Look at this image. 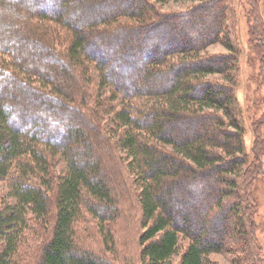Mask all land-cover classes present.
Masks as SVG:
<instances>
[{
    "label": "trees",
    "instance_id": "1",
    "mask_svg": "<svg viewBox=\"0 0 264 264\" xmlns=\"http://www.w3.org/2000/svg\"><path fill=\"white\" fill-rule=\"evenodd\" d=\"M47 1L56 8L0 0V264H123L105 253L107 225L132 199L137 264H216L221 252L264 263L254 193L264 141L245 149L232 0L174 12L163 0H110L81 27L69 8L81 0ZM212 42L228 52L204 54ZM115 43L118 59L142 54L130 88L98 57ZM173 199L190 205L177 220ZM84 215L104 251L79 242Z\"/></svg>",
    "mask_w": 264,
    "mask_h": 264
},
{
    "label": "rangeland",
    "instance_id": "2",
    "mask_svg": "<svg viewBox=\"0 0 264 264\" xmlns=\"http://www.w3.org/2000/svg\"><path fill=\"white\" fill-rule=\"evenodd\" d=\"M9 1L16 2L19 0ZM26 1L35 4L44 3V5L48 7L47 10L56 8L51 6L52 4L47 0ZM46 2L48 3L46 4ZM108 3H110V0H81L77 3L73 2L69 5V8H72L74 12H72L73 16H71L73 17L74 24L81 27L86 21L88 22L92 18H95L97 14L101 15L111 12L113 7L108 5ZM196 3L197 2L193 0H163L160 3V8L167 12L182 11ZM230 5L234 8V19L233 24H231V26L233 25L234 27H231V39L234 41L237 51L236 68L233 71L235 79L234 88L244 126L245 149L251 154V147L254 140L257 139V143L258 141L260 142L261 139L264 141V0H232ZM213 10L216 11L217 6H214ZM93 11H95L96 14L93 13ZM67 13L68 15L72 14L71 12ZM126 35V33L118 34L116 42L121 44V39ZM61 37H63V35H61ZM118 48V45L115 43L108 52L106 50L102 53L99 52L100 55L98 54V57L107 65L113 63L114 74H120L122 76V81L129 83L126 87L130 88L132 82L135 80V73L138 72V68L140 67L142 54L137 51L140 56L135 55L134 57L126 58L120 55L118 59L114 57L112 52L118 50ZM202 52L204 54H225L228 51L222 43L212 42L208 44ZM207 79L222 82L223 75H209ZM11 89H14V87H11ZM14 92H16V90H14ZM28 99H31V96H28L27 100ZM262 150H264V148ZM254 184V193L257 200L255 233L262 250L261 252L264 255V151H262L261 154V173ZM4 185L3 182H0V200L5 193ZM160 189L162 190L163 188ZM189 189L175 192L174 195L181 199H188L195 194L191 188ZM232 198L233 197H231V199ZM177 202V200L173 199L170 203L176 220L177 217H179L178 215H181V213L190 206L186 204L188 207L182 208ZM135 203L136 201L133 199L132 201L129 200L125 202L121 208L120 215L107 225L108 229L111 228L113 240L108 244V246L112 247L109 254H107L106 251L105 253L111 259L116 258L113 261H121L123 264L138 263V237L142 228L139 219V209ZM190 209H192V213L195 212V216L196 214L199 215L197 212L199 208L191 206ZM194 215H191L189 218L191 225L198 224ZM177 223L181 224L180 220L179 222L177 221ZM233 225L234 222L229 223L227 232ZM77 238L81 244L83 243L91 247V250L95 253L104 251L103 246H101L102 238L98 230V225L95 219H92L88 215H84L80 220L77 229ZM210 259L216 264H233L231 254L225 252L211 253ZM242 263L257 264L252 257L243 258Z\"/></svg>",
    "mask_w": 264,
    "mask_h": 264
}]
</instances>
